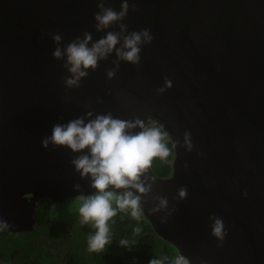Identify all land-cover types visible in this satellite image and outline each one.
<instances>
[{
    "label": "water",
    "instance_id": "95a60500",
    "mask_svg": "<svg viewBox=\"0 0 264 264\" xmlns=\"http://www.w3.org/2000/svg\"><path fill=\"white\" fill-rule=\"evenodd\" d=\"M99 2L0 0V220L10 231H31L41 199L93 194L71 163L76 154L43 147L54 124L88 111L150 117L173 146L185 133L193 146L174 147L170 177L149 170L155 183L143 215L156 234L190 264H264V0H128V31L154 37L140 64L121 62L109 80L113 55L68 89L52 35L63 45L84 32L100 39ZM121 4L105 6L119 12ZM165 77L173 87L161 95ZM156 195L168 199L167 211L150 212ZM212 216L224 222L222 246Z\"/></svg>",
    "mask_w": 264,
    "mask_h": 264
},
{
    "label": "clouds",
    "instance_id": "9594fccd",
    "mask_svg": "<svg viewBox=\"0 0 264 264\" xmlns=\"http://www.w3.org/2000/svg\"><path fill=\"white\" fill-rule=\"evenodd\" d=\"M106 3L107 0H100L99 11L94 17L96 31L106 33L100 39L94 41L90 32H84L82 38L77 37L63 45L60 34L52 35L56 45L53 57L62 61L69 73L63 81L68 89L79 88L81 81L88 77L89 71H96L101 61H107L113 55L116 59L112 61L114 68L107 72L109 80L116 77L121 62L139 65L142 47L154 40L149 29L128 31L127 25L123 23L130 11L128 0H122L119 12L112 7H106ZM131 10L135 11V8ZM113 26H118L119 31L109 30ZM172 87L171 80L165 77V86L159 88L158 92L163 95ZM168 139L169 134L163 126L150 117L147 122L140 118L125 120L113 116L111 112L96 114L92 111L67 123L54 124L51 135L43 139L42 145L45 149L51 145L54 148L69 149L76 154L71 161L73 167L82 179L90 180L93 194L78 197L81 201L78 213L82 223L94 230L87 242L90 252H101L109 245L113 238L111 231L114 235V229L117 228L115 220L118 217H126L128 214L131 221L137 220V224L142 221L144 205L147 203L144 198L152 194L155 183V179L149 177V170L154 160L167 162L172 155ZM185 146L188 151L192 150L190 133L184 134L183 144L178 139L174 142V147ZM75 190L81 191L79 184L75 186ZM178 196L185 198L187 189L180 188ZM152 199L156 204L150 212L155 214L168 210L166 197L156 195ZM171 214L172 211H168V216ZM210 220L212 235L218 238L221 242L219 246H222L227 235L224 222L217 216L210 217ZM161 222H167V216L162 217ZM0 227L10 226L0 220ZM141 232L142 228L137 226L133 230V236H138ZM132 243L128 239L120 240L121 247H131ZM166 244V247L171 245L168 242ZM173 256L174 253L159 255L150 259L148 264H190L189 259L178 254V251Z\"/></svg>",
    "mask_w": 264,
    "mask_h": 264
},
{
    "label": "flooded vegetation",
    "instance_id": "af4514ba",
    "mask_svg": "<svg viewBox=\"0 0 264 264\" xmlns=\"http://www.w3.org/2000/svg\"><path fill=\"white\" fill-rule=\"evenodd\" d=\"M78 198H74L76 200ZM71 200L62 203H53L50 200L41 199L36 203V209H42L46 205L50 207L48 211L52 218L37 223V220L31 231L13 232L8 227H0V264H80L78 255L73 252L81 249L78 240L74 238V233L70 229V224H83L79 213L74 212L73 219L65 222L55 219V210L60 209ZM50 204L54 207L51 208ZM111 236L112 231H111ZM87 244V243H86ZM167 245V244H166ZM86 246L88 251V244ZM107 252L106 257L104 254ZM124 247L120 246L119 241L111 239L109 245L103 250L104 264L121 263L124 255ZM166 255L162 252L160 256ZM156 257L155 254L147 256L143 264ZM133 258H130V263ZM92 264V263H90ZM142 264V260H141Z\"/></svg>",
    "mask_w": 264,
    "mask_h": 264
},
{
    "label": "trees",
    "instance_id": "16d2710c",
    "mask_svg": "<svg viewBox=\"0 0 264 264\" xmlns=\"http://www.w3.org/2000/svg\"><path fill=\"white\" fill-rule=\"evenodd\" d=\"M168 144L169 147L172 148V155L168 157L167 162L161 161L160 159L154 160L151 168L153 173L159 178H168L171 176L173 171L172 162L175 151L174 146L169 139ZM36 219L37 223L44 221V213L42 212L41 208L36 212ZM141 220L142 221L137 224V220L131 221L130 215L128 214H126V217L121 216L115 220L117 228L114 229V237L112 239H115L116 241L119 239V243L122 239L133 241L131 247H124L125 256L122 258L120 264H129L130 258H133L131 264H141V260L143 264V262L147 259V256L155 254L156 257H159L162 252H165L166 255L174 253L175 256L177 254V250L172 245H168L167 247L165 246L166 242L155 234L150 223L145 219V217H143V215ZM137 226L142 228V232L138 236H133V230ZM70 229L74 233V238L78 240L76 243L81 245L79 252L77 249H73V252L78 255V261H81L80 264H104L103 258L106 257L107 252L104 254V257L102 255L103 251L90 252L89 250H86V246H82L88 244V237L90 234L94 233V230L91 229L87 224H78V226H73V224H70ZM112 261L117 264L115 260Z\"/></svg>",
    "mask_w": 264,
    "mask_h": 264
},
{
    "label": "rangeland",
    "instance_id": "374dc122",
    "mask_svg": "<svg viewBox=\"0 0 264 264\" xmlns=\"http://www.w3.org/2000/svg\"><path fill=\"white\" fill-rule=\"evenodd\" d=\"M81 201L79 199L76 200H71L68 204H66L65 206H63L62 208H58L55 210V219L58 221H67V220H72L73 219V214L74 212L78 213V208L80 205ZM51 208L54 207L53 204H50ZM42 212L44 213V220H48L50 218H52L51 215H49L48 211H50V207H48L47 205L41 209ZM77 224L74 223L73 226H76ZM166 248V247H165Z\"/></svg>",
    "mask_w": 264,
    "mask_h": 264
}]
</instances>
